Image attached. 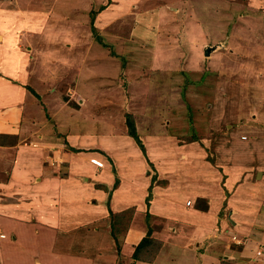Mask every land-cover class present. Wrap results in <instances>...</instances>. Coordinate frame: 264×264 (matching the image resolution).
<instances>
[{
	"label": "crops",
	"instance_id": "0c3cea01",
	"mask_svg": "<svg viewBox=\"0 0 264 264\" xmlns=\"http://www.w3.org/2000/svg\"><path fill=\"white\" fill-rule=\"evenodd\" d=\"M221 1L245 4L241 12L247 19L264 14V0ZM250 30L252 25L246 31ZM7 36L3 33L0 41V154L8 152L11 165L1 178L5 189L12 188L19 210L26 209L27 214H13L8 219L0 210V228L5 229V234L0 230L4 234L0 264H119V258L121 264H264L261 117L255 119V125L242 124V140L213 164L202 158L196 146L176 148L172 136L165 134L156 139L139 135L144 154L123 131L124 124L119 130L111 126L93 131L96 135L92 136L86 131L61 130L59 122L51 130L43 118L49 106L42 91L50 95L51 90H58L57 82L53 84V77L37 78L35 66L27 72L30 54H23L16 39ZM30 46L33 49L36 44ZM79 58L82 62H78L81 66L77 67L78 79L72 89L76 96L72 99L83 111L87 104L100 110L107 93L95 81L86 80H96L101 69L96 70V61L85 54ZM82 78L84 88L80 86ZM30 79L36 81L29 83ZM68 145L76 151L68 152ZM92 146L95 151L78 152ZM247 153L253 157L252 165L259 167L257 183L250 181L251 174L246 172L251 165ZM151 166L156 175L152 184ZM165 180V186L158 183ZM37 188L38 193H25ZM204 205L207 209L199 208ZM129 208L134 211L118 253L110 232L109 210ZM147 210L150 225H160L159 229L152 227L151 237L161 241L153 262L132 259L148 229ZM32 217L36 222L29 221ZM70 223H79L74 224L79 227L76 239L61 233ZM87 225L93 230H87ZM214 248L217 251L212 253ZM174 250L182 256L173 257Z\"/></svg>",
	"mask_w": 264,
	"mask_h": 264
},
{
	"label": "rangeland",
	"instance_id": "374dc122",
	"mask_svg": "<svg viewBox=\"0 0 264 264\" xmlns=\"http://www.w3.org/2000/svg\"><path fill=\"white\" fill-rule=\"evenodd\" d=\"M244 6L221 0H0V41L3 33L16 39L23 54H30L27 72L35 66L37 78L53 77V84L57 82L58 90L50 95L41 90L49 106L43 118L51 130L59 122L61 130L92 136L93 131L111 126L119 130L124 124L127 133L125 115L131 114L138 136H172L176 148L192 144L213 164L242 140V124L255 125L260 117L264 122V14L247 19L241 12ZM248 25L253 30L246 31ZM217 43L222 46L206 55L205 46ZM83 54L96 61V70L101 69L96 80H86L95 81L107 93L100 110L87 104L83 111L72 99ZM80 81L83 87L85 80ZM139 140L141 145L134 139L135 144L146 152L140 136ZM93 150L92 146L78 152ZM252 158L247 153L251 165L246 172L257 183L261 176H255L259 167L252 165ZM9 159L8 152L0 154V210L8 219L27 214L26 209L19 210L12 188L5 189L1 178L11 165ZM153 171L151 166L149 172ZM165 181L158 183L165 186ZM38 189L25 193H38ZM74 224L79 223H70L61 233L78 238L79 227ZM0 230L5 234L4 228ZM172 256L182 255L174 250Z\"/></svg>",
	"mask_w": 264,
	"mask_h": 264
},
{
	"label": "trees",
	"instance_id": "16d2710c",
	"mask_svg": "<svg viewBox=\"0 0 264 264\" xmlns=\"http://www.w3.org/2000/svg\"><path fill=\"white\" fill-rule=\"evenodd\" d=\"M105 6L102 4L100 5L99 9L102 10ZM91 18H90V24L93 30H95V26H94V10H91ZM36 96L37 94L34 92L33 89L29 88ZM125 124L127 127V134L131 137H133L135 140H137L136 142L141 145L140 140H139V136L137 134V130H136V125H135V121L133 116H131V114H126L125 115ZM192 140L196 139V136H192L191 137ZM143 148V147H142ZM142 152L145 154V151L142 149ZM152 165V163H151ZM156 179V175L154 174L152 176V181L151 183H153V181ZM165 184H167V181H165ZM150 190V188H149ZM150 196V194H149ZM146 205L148 208L149 205V198L146 199ZM200 209H207V205L204 206H199ZM133 208H129L126 210H123L121 212H112L111 210H109V214H110V232H111V236L113 237V239L115 240L116 243V247H117V251L118 253H120V244H121V238H120V234H122V231L125 232V230L128 228L130 220L132 218L133 215ZM146 216V223H147V232L146 235L144 237H142V239L140 240V242L135 246L134 252L132 254V259L133 260H143V261H148V262H153L159 249L161 248V241L151 237L153 229L152 226L150 225V213L147 210L145 213ZM124 226V228L122 229V227ZM123 232V233H124ZM122 236V235H121ZM132 264V263H130Z\"/></svg>",
	"mask_w": 264,
	"mask_h": 264
},
{
	"label": "water",
	"instance_id": "95a60500",
	"mask_svg": "<svg viewBox=\"0 0 264 264\" xmlns=\"http://www.w3.org/2000/svg\"><path fill=\"white\" fill-rule=\"evenodd\" d=\"M218 46L221 47L222 45L221 44H218V43L217 44H214L213 46L207 44L205 46V48H204L205 54L207 55L210 50H213V49L217 48Z\"/></svg>",
	"mask_w": 264,
	"mask_h": 264
},
{
	"label": "built area",
	"instance_id": "2783aa9c",
	"mask_svg": "<svg viewBox=\"0 0 264 264\" xmlns=\"http://www.w3.org/2000/svg\"><path fill=\"white\" fill-rule=\"evenodd\" d=\"M188 203H190V201H188ZM0 236H3L2 234Z\"/></svg>",
	"mask_w": 264,
	"mask_h": 264
},
{
	"label": "clouds",
	"instance_id": "9594fccd",
	"mask_svg": "<svg viewBox=\"0 0 264 264\" xmlns=\"http://www.w3.org/2000/svg\"><path fill=\"white\" fill-rule=\"evenodd\" d=\"M187 204H188V202H187ZM190 204V203H189ZM2 237V236H1Z\"/></svg>",
	"mask_w": 264,
	"mask_h": 264
},
{
	"label": "bare ground",
	"instance_id": "6f19581e",
	"mask_svg": "<svg viewBox=\"0 0 264 264\" xmlns=\"http://www.w3.org/2000/svg\"><path fill=\"white\" fill-rule=\"evenodd\" d=\"M53 26V25H52Z\"/></svg>",
	"mask_w": 264,
	"mask_h": 264
}]
</instances>
